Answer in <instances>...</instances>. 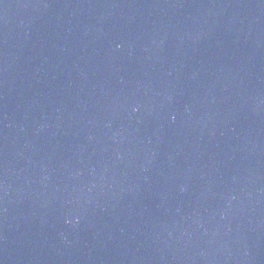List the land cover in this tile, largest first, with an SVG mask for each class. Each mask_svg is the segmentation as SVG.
<instances>
[{
	"label": "water",
	"instance_id": "water-1",
	"mask_svg": "<svg viewBox=\"0 0 264 264\" xmlns=\"http://www.w3.org/2000/svg\"><path fill=\"white\" fill-rule=\"evenodd\" d=\"M0 264H264V0H0Z\"/></svg>",
	"mask_w": 264,
	"mask_h": 264
}]
</instances>
